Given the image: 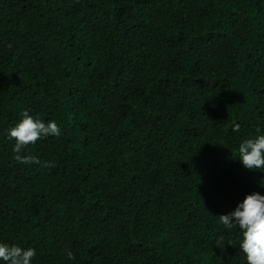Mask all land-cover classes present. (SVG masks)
<instances>
[{
	"label": "trees",
	"instance_id": "16d2710c",
	"mask_svg": "<svg viewBox=\"0 0 264 264\" xmlns=\"http://www.w3.org/2000/svg\"><path fill=\"white\" fill-rule=\"evenodd\" d=\"M24 111L55 167L14 159ZM258 134L264 0H0V243L32 264H246L217 217L264 195Z\"/></svg>",
	"mask_w": 264,
	"mask_h": 264
},
{
	"label": "clouds",
	"instance_id": "9594fccd",
	"mask_svg": "<svg viewBox=\"0 0 264 264\" xmlns=\"http://www.w3.org/2000/svg\"><path fill=\"white\" fill-rule=\"evenodd\" d=\"M239 130V124H235L233 131ZM6 131L8 139L15 141L13 152L14 159L18 163L39 164L46 168L55 167L54 161L41 162L37 157L24 153L28 145L35 144L42 137L61 135V130L55 121L45 123L33 118L28 111H24L22 119ZM232 153L233 157L238 155V160L246 169H264V134L242 140L237 150ZM217 218L226 229L239 226V249L246 258V264H264V195L259 193L247 195L234 212ZM220 239L223 240V236ZM65 251L68 259H75L71 250ZM35 256L36 250L31 247L24 249L17 245L0 243V261L4 264H32Z\"/></svg>",
	"mask_w": 264,
	"mask_h": 264
}]
</instances>
